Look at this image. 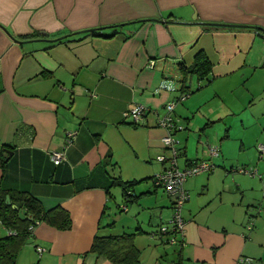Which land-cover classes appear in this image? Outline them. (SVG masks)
<instances>
[{"label":"crops","instance_id":"obj_1","mask_svg":"<svg viewBox=\"0 0 264 264\" xmlns=\"http://www.w3.org/2000/svg\"><path fill=\"white\" fill-rule=\"evenodd\" d=\"M255 26L264 28V0H0V185L45 208L60 204L71 217L66 229L39 222L18 259L113 264L88 252L94 235L136 231L138 264L249 263L264 223L263 215L259 228H245L264 195V29ZM198 50L210 71L182 81L181 64ZM170 101L182 125L173 133L179 168L207 160L208 145L219 148L210 170L183 182L185 228L182 244H170L173 255L156 233L168 224L172 198L154 180L168 166L157 156ZM135 104L147 109L137 123L125 116ZM60 150L54 164L50 154ZM237 165L253 166L254 176L233 171ZM113 187L126 212L119 226L106 217Z\"/></svg>","mask_w":264,"mask_h":264},{"label":"trees","instance_id":"obj_2","mask_svg":"<svg viewBox=\"0 0 264 264\" xmlns=\"http://www.w3.org/2000/svg\"><path fill=\"white\" fill-rule=\"evenodd\" d=\"M210 67L211 63L204 51L198 50L191 65L181 64L180 69L184 74L182 81H185L188 75H195L201 79L207 75ZM182 88H185L184 84ZM184 93L186 92L181 94ZM5 161L6 157L0 153L1 167L4 166ZM113 181L120 183L117 178ZM130 185V182L122 184L124 189ZM6 196L9 197V203L6 202ZM20 210H25L27 215L25 218L19 217ZM39 222L66 229L71 225V217L68 210L60 204L45 208L42 202L29 192L4 188L0 185V224L8 230L5 235L0 236V264H16L21 248ZM136 233L134 231L107 235L95 234L88 252L95 254L96 258H106L113 264H138L140 251L134 243ZM175 264H181L180 260H176Z\"/></svg>","mask_w":264,"mask_h":264},{"label":"built area","instance_id":"obj_3","mask_svg":"<svg viewBox=\"0 0 264 264\" xmlns=\"http://www.w3.org/2000/svg\"><path fill=\"white\" fill-rule=\"evenodd\" d=\"M188 94L184 93L179 96L178 99H184ZM174 107V102L170 101L165 104L166 112L159 119V125L164 129V134L161 138V145L164 151L157 156L159 162L168 163V166L164 168L159 174L154 177L155 183L162 187L167 194L172 198V213L169 218L168 224H163L159 227L156 232L159 235H166V242L169 244H182V233L185 228V221L181 215V209L184 202L188 199V192L183 187V182L185 179L202 171L210 170L212 164L206 160L201 161H191L183 168H179L176 162L178 155V147L176 140L173 137V133L176 130L182 129V125L177 124L176 119L171 115ZM146 107L142 104H135L128 111H126L125 116L129 117L132 122L140 121L146 114ZM69 137L72 135L68 133ZM209 153L211 157H216L219 155V148L217 146L208 145ZM258 150L264 151V143L258 145ZM64 157L63 151H53L50 154V158L54 164H58ZM242 173H248L254 175L255 172L251 169H245L242 167L240 169ZM248 226V229H251ZM177 234H181L180 239L177 238ZM37 252H41L40 247H36ZM244 259L242 257L238 258V262H242Z\"/></svg>","mask_w":264,"mask_h":264},{"label":"rangeland","instance_id":"obj_4","mask_svg":"<svg viewBox=\"0 0 264 264\" xmlns=\"http://www.w3.org/2000/svg\"><path fill=\"white\" fill-rule=\"evenodd\" d=\"M197 80V79H196ZM204 83V81L202 82ZM240 88L241 87H237ZM237 88L236 89V92H237ZM239 119L238 118H232L230 121L232 122L231 124V131H230V134L233 136V138H236L237 136L240 135L241 133V128H240V124H239ZM259 128L257 127V125H254V126H249L245 129L246 133H247V137H246V140H252V137L254 136V134L256 132H258ZM236 140V139H235ZM234 144V148L233 151H234V154H233V159H235V161L238 160V153H237V145L239 144L238 142L236 143L235 141H233V143H231V145ZM258 153H259V150H258ZM209 156H208V159L206 160L207 162L211 163L212 161V158L210 153H208ZM178 162H179V159H178ZM236 163V162H234ZM244 167L245 169H251L253 170L251 167L253 166H241V165H237L235 166L233 171H236V172H239L241 174H248V173H242L240 171V169ZM249 176H251V174H248ZM254 176V175H253ZM118 191V188L117 187H113L112 188V193L114 194V197L110 200L109 204H108V209L106 211V217L107 216H110L111 220L114 221V223L116 222V226H119L120 223L118 221H115V219H117L118 217H123L124 215H126V212L125 211H120V208L118 207V205H121L123 204V201H122V196H121V193L120 192H117ZM260 195V194H259ZM259 198V197H258ZM249 213H251V219L250 221L245 225V228L248 229V226H251L253 227V230H256L257 228H259L260 226H258L260 223L262 224V227L260 229H263L261 232L258 233V236L254 237L253 238V244H254V247H255V251L253 254H245V255H248V257L250 258V261L249 263H246V264H264V223L260 222L259 224H255V219L257 217H262L264 215V195H260V198H259V202L258 204L256 205V207H249ZM121 215V216H120ZM254 218V219H253ZM254 220V221H252ZM259 220V219H258ZM262 220H264V217L262 218ZM254 224H255V228H254ZM117 229V228H116ZM253 230H251L250 232H252ZM7 233L5 227L3 225L0 224V236H3ZM115 233V232H114ZM117 233V232H116ZM246 235V234H245ZM250 237V236H249ZM248 236H247V240H248ZM165 247L167 249V252H168V255H173V250H175L176 246H172L170 245L169 243L165 244ZM37 252V251H36ZM33 248H32V253L35 254L36 257H38V252L36 253ZM19 256V255H18ZM16 264H27L25 261H21L20 259H18L17 257V261H16Z\"/></svg>","mask_w":264,"mask_h":264},{"label":"water","instance_id":"obj_5","mask_svg":"<svg viewBox=\"0 0 264 264\" xmlns=\"http://www.w3.org/2000/svg\"><path fill=\"white\" fill-rule=\"evenodd\" d=\"M255 27H258V26H255ZM258 28H262V27H258ZM262 29H264V28H262ZM6 202L9 203V197L8 196H6ZM18 215L21 218H25L27 216L25 210H20L18 212Z\"/></svg>","mask_w":264,"mask_h":264}]
</instances>
